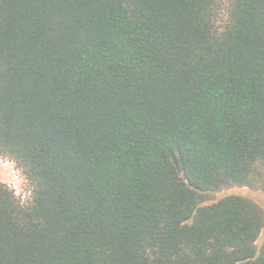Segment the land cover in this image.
<instances>
[{
  "label": "trees",
  "instance_id": "obj_1",
  "mask_svg": "<svg viewBox=\"0 0 264 264\" xmlns=\"http://www.w3.org/2000/svg\"><path fill=\"white\" fill-rule=\"evenodd\" d=\"M0 264H264V0H0Z\"/></svg>",
  "mask_w": 264,
  "mask_h": 264
},
{
  "label": "rangeland",
  "instance_id": "obj_2",
  "mask_svg": "<svg viewBox=\"0 0 264 264\" xmlns=\"http://www.w3.org/2000/svg\"><path fill=\"white\" fill-rule=\"evenodd\" d=\"M0 182L7 184L12 189H14L17 196L22 200L23 203H28L31 200L32 188L25 175L23 174L22 170L17 166V164L13 160L1 155ZM233 194L248 196L264 208V191L255 190L250 187H234L224 191L214 192L210 196H208V200L206 201V203L210 204ZM263 241L264 229L257 242L258 248L261 247Z\"/></svg>",
  "mask_w": 264,
  "mask_h": 264
}]
</instances>
